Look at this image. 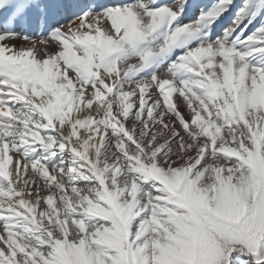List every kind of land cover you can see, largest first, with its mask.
<instances>
[{"label": "snow or ice", "instance_id": "obj_1", "mask_svg": "<svg viewBox=\"0 0 264 264\" xmlns=\"http://www.w3.org/2000/svg\"><path fill=\"white\" fill-rule=\"evenodd\" d=\"M0 264H264V0H0Z\"/></svg>", "mask_w": 264, "mask_h": 264}, {"label": "bare ground", "instance_id": "obj_2", "mask_svg": "<svg viewBox=\"0 0 264 264\" xmlns=\"http://www.w3.org/2000/svg\"><path fill=\"white\" fill-rule=\"evenodd\" d=\"M66 2L72 3L73 0H65ZM190 2H192V0H190Z\"/></svg>", "mask_w": 264, "mask_h": 264}]
</instances>
